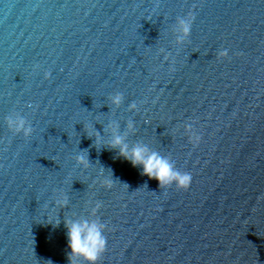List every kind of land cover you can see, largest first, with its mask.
<instances>
[{"label": "water", "instance_id": "obj_1", "mask_svg": "<svg viewBox=\"0 0 264 264\" xmlns=\"http://www.w3.org/2000/svg\"><path fill=\"white\" fill-rule=\"evenodd\" d=\"M113 132L189 187L141 175ZM66 218L105 224L97 264H264V0H0V264H68Z\"/></svg>", "mask_w": 264, "mask_h": 264}, {"label": "clouds", "instance_id": "obj_2", "mask_svg": "<svg viewBox=\"0 0 264 264\" xmlns=\"http://www.w3.org/2000/svg\"><path fill=\"white\" fill-rule=\"evenodd\" d=\"M193 16L191 13L186 18L180 19L177 23V30L179 33L178 40L182 41L187 37L191 31ZM220 57L227 55V50L221 51L217 54ZM113 105H119L122 100L120 94L114 95L112 98ZM130 108H135L136 105L132 104ZM7 125L15 132H23L25 136L30 135L32 129L26 125V120L23 116L15 118H8ZM111 127H115L112 125ZM129 130H132L133 125L131 122L127 125ZM187 129H191V125H186ZM96 135V143H101L100 137ZM200 141V136H190L189 142L195 146ZM107 146L111 149H117L118 155L124 160L128 161L133 167H139L141 175L146 176L148 179H155L160 187L175 185L178 189H187L191 183V175L176 170L173 164L167 157L161 156L155 151H151L146 145L136 144L129 146L125 142V137L113 132L110 140L107 141ZM76 163L83 169L89 167V161L84 153L76 156ZM112 174L104 178V183L107 186L112 184ZM60 199L56 200L59 207H65L68 204L67 197L62 193ZM99 207V204L96 206ZM95 209H93V214ZM49 223L59 225L58 219H49ZM64 228L66 235V247L68 249L67 259L68 264H97L98 259L104 253L107 239L104 235L105 224L99 222L98 219L79 218L72 219L66 218L64 220Z\"/></svg>", "mask_w": 264, "mask_h": 264}]
</instances>
